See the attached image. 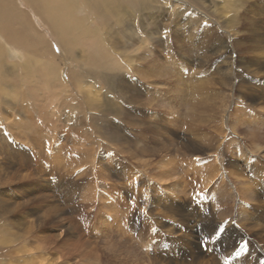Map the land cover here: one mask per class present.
<instances>
[{
  "label": "rangeland",
  "instance_id": "rangeland-1",
  "mask_svg": "<svg viewBox=\"0 0 264 264\" xmlns=\"http://www.w3.org/2000/svg\"><path fill=\"white\" fill-rule=\"evenodd\" d=\"M12 1L31 35L0 56V264H192L189 242L208 264L231 228L248 246L234 236L220 264H264L238 211L259 179L230 171H264V0ZM48 13L77 27L68 47ZM38 53L52 71L27 96L21 66ZM205 208L220 213L214 233ZM178 218L186 236L163 226Z\"/></svg>",
  "mask_w": 264,
  "mask_h": 264
},
{
  "label": "bare ground",
  "instance_id": "bare-ground-1",
  "mask_svg": "<svg viewBox=\"0 0 264 264\" xmlns=\"http://www.w3.org/2000/svg\"><path fill=\"white\" fill-rule=\"evenodd\" d=\"M24 1V0H23ZM29 4L30 3H32V5H34V4H38L39 6H44V5H46V6H52V4H54V5H58L59 4V6L60 7H62V8H64V9H67L68 8V3H69V1L70 0H26ZM146 3V2H145ZM144 4V3H143ZM42 17L45 19V21L54 29V32L55 33H57V34H59L61 37H62V41H61V43L65 46V47H68L69 45H71V43H72V41L74 40V32H77V27L75 26V25H73V24H71V22L67 19V18H65L64 16L63 17H52V15L50 14V13H48L47 15H42ZM24 18H25V16H24V14H23V12L21 11V9H19L17 6H16V4H14V2L12 1V0H0V56H1V50H2V48H4L6 51H8V52H10V49H11V47H19V44L20 43H23V44H25V43H27V38H29L28 36L29 35H31V32L29 31V30H27V25H26V22L27 21H23L22 22V20H24ZM43 19V20H44ZM81 32L83 33V34H87V33H89L88 31H87V28L86 27H84L83 29H81ZM77 34V33H76ZM78 35V34H77ZM40 36V35H39ZM13 41H14V44H13ZM33 41V40H32ZM31 42V41H30ZM39 42V41H38ZM65 43V44H64ZM32 44H33V42H32ZM42 44V43H41ZM37 45V44H36ZM33 46V45H32ZM35 46V45H34ZM42 48V47H41ZM47 48V47H46ZM225 49V48H224ZM11 50H13V49H11ZM16 50V49H15ZM47 50V49H46ZM227 50H229V49H227ZM224 51V50H223ZM19 52V51H18ZM225 52V51H224ZM42 53V52H41ZM28 54V53H27ZM39 54V55H38ZM37 55L38 56H36V58L34 57V56H32V57H27V61H24V64L21 66L22 68H23V71H24V69H25V71H24V74L22 75V76H25L26 75V77L29 75V73L31 74V75H29L30 77H32L35 81H36V86H34V83L30 80V79H28L27 81H26V84L28 83L29 84V86L32 88L31 89V91H29V92H27L28 94H27V96L28 95H30V94H32V93H34V91L35 90H37L39 87H41V85L47 80V79H49V77H50V74H51V71H52V67H46V68H42L44 65H46L48 62H49V58L50 57H47L48 59L46 60L45 59V56L43 57V58H40V53H38ZM13 55V54H12ZM23 55H25V53L23 54L22 52L21 53H18V54H15L14 56L16 57V58H18V59H22V57H23ZM264 55V54H263ZM25 57H26V55H25ZM2 58V57H1ZM0 58V59H1ZM230 58V57H229ZM51 59V58H50ZM207 59V58H206ZM1 61L2 60H0V63H1ZM51 61V60H50ZM227 61V60H226ZM232 61V60H231ZM17 62H20V61H17ZM227 63V62H226ZM218 67V66H217ZM54 68V67H53ZM227 69H229V67H227ZM230 70V69H229ZM220 71V70H219ZM222 73H223V71H222ZM21 76V75H20ZM28 76V77H29ZM217 76V75H216ZM229 78V77H228ZM237 79V78H236ZM226 80V79H225ZM219 81H221V78L219 79ZM224 81V80H223ZM223 81H221V83L223 82ZM205 82V81H204ZM228 82V81H227ZM24 83V82H23ZM224 83V85H226L225 84V81L223 82ZM231 83V82H230ZM211 85V84H210ZM216 85V84H215ZM218 86V85H217ZM228 86V85H227ZM230 86V85H229ZM243 86V85H242ZM261 86V85H260ZM199 87V86H198ZM238 87V86H237ZM241 87V86H240ZM221 90H222V88H221ZM38 91V90H37ZM232 91V90H231ZM263 93V92H262ZM25 94V93H24ZM235 94V93H234ZM255 95H256V93H254ZM224 95H226V94H224ZM228 96H229V94H227V98H228ZM254 97V96H253ZM259 97V95L257 96V98ZM262 99H261V101L260 102H262V101H264V95L261 97ZM230 99H231V97H230ZM215 100V99H214ZM257 101H258V99H257ZM34 102V101H33ZM35 102L37 103L38 102V100L36 99L35 100ZM215 102H217V101H215ZM259 102V101H258ZM35 105L36 104H34V103H31L30 104V107L31 108H29V107H25V109L26 108H28V109H31V111L32 110H34V108H35ZM250 105V104H249ZM246 107H248V104H246ZM200 110V109H199ZM217 110V109H216ZM227 110V109H226ZM30 111V112H31ZM215 111V110H214ZM222 111H223V109H222ZM215 113H216V111H215ZM219 114V113H218ZM214 119V118H213ZM225 125V124H224ZM148 126V125H147ZM188 129V128H187ZM229 129V128H228ZM235 130V129H234ZM195 131V130H194ZM251 132V131H250ZM249 132V133H250ZM249 133H245L244 135H246V134H249ZM191 134V133H190ZM253 135V134H252ZM262 135V134H261ZM201 137V136H200ZM262 136H260V138H261ZM197 138V137H196ZM195 138V139H196ZM204 138V137H203ZM254 138V137H253ZM252 138V139H253ZM256 138V137H255ZM254 138V139H255ZM258 138V137H257ZM183 139V138H182ZM251 139V138H250ZM251 139V140H252ZM263 140H264V138H262ZM185 140V139H184ZM194 140V139H193ZM180 141V140H179ZM186 142H187V140H185ZM219 141V140H218ZM262 141V140H261ZM181 142V141H180ZM193 142V141H192ZM220 142H222V141H220ZM254 142V141H253ZM255 142H258L257 140L255 141ZM179 143V142H178ZM185 143V142H184ZM187 143H190V141H188ZM198 143V142H197ZM203 143V142H202ZM251 143H252V141H251ZM259 143V142H258ZM261 143V142H260ZM196 144V143H195ZM204 144V143H203ZM227 144V143H226ZM255 144H257V143H255ZM188 145V144H187ZM198 145L200 146V143H198ZM228 145V144H227ZM263 145V144H262ZM144 146V145H143ZM185 146H186V143H185ZM189 146V145H188ZM220 146V145H219ZM222 146V145H221ZM193 147V146H192ZM197 147V146H196ZM146 148V147H145ZM200 148V147H199ZM219 148V147H218ZM255 149H257L258 150V148H260V147H258V148H256V147H254ZM224 149L226 150V147L224 146ZM228 149V148H227ZM262 150H263V147L261 148ZM260 149V150H261ZM188 150V149H187ZM194 150H196V149H194ZM199 150V149H198ZM179 151V150H178ZM189 151V150H188ZM192 151V150H191ZM203 151V150H202ZM259 151V150H258ZM194 152V151H193ZM197 152V151H196ZM220 152V151H219ZM219 152L217 153V154H219ZM260 152V151H259ZM198 153V152H197ZM201 153V152H200ZM212 153V152H211ZM191 154V153H190ZM193 154V153H192ZM204 159V158H203ZM220 159H222V158H219L218 160H219V162L221 161ZM164 161V160H163ZM248 161V160H247ZM218 163V162H217ZM221 163V162H220ZM223 163V162H222ZM224 164V163H223ZM233 165V164H232ZM165 166V165H164ZM239 165H237L236 166V163L232 166L233 168H232V170H230L231 171V174H233V176L235 177V178H232V179H235L236 180V182H237V180H239V178L240 177H245L246 175H247V173H249L248 174V176H250V178L251 177H256V178H258L257 180L259 181V182H257V183H255V184H253V186H250V184H246V185H244L243 183V181H240L239 180V184L241 183V184H243L245 187H246V189H247V193H246V197L247 198H249L250 199V201L252 200L253 201V203L251 204L250 203V206H248V205H246V204H244V203H242V204H239L238 205V211L241 213L240 215L242 216V217H244L243 218V220H247V221H249V222H251V225H250V227H251V229H257L258 231H257V234H256V237L257 238H255V239H257V240H260L261 241V244H262V241L264 240V171H262V168L260 169V170H256V171H253V169H251L252 170V172H248L247 170H243V171H241V167L239 166ZM9 167V166H8ZM161 168V167H160ZM255 168V167H254ZM198 169V168H197ZM203 169H205V168H203ZM243 169V168H242ZM165 170V169H164ZM185 170H187V169H185ZM193 170V169H192ZM217 170H219V169H217ZM227 170V169H226ZM167 171V170H166ZM165 172V171H164ZM205 173V172H204ZM161 175V174H160ZM217 175V174H216ZM232 176V175H231ZM1 177V176H0ZM14 177H15V175H14ZM22 177V176H21ZM164 177H166V176H164ZM213 177H215V176H212V178ZM205 178V177H204ZM207 178V177H206ZM209 178V177H208ZM230 178V177H229ZM228 178V179H229ZM247 178V177H246ZM7 179V178H6ZM15 179V178H14ZM161 179V178H160ZM231 179V178H230ZM229 179V180H230ZM241 179V178H240ZM249 179V178H248ZM255 179V178H254ZM254 179L252 178V180L251 181H253V182H255L254 181ZM17 180H18V177H17ZM168 180V179H167ZM201 180H203V178L201 179ZM210 180V179H209ZM208 179L204 182V184L203 185H208L209 183H207V181L208 182H210ZM223 180V179H222ZM226 180V179H225ZM243 180V179H242ZM256 180V179H255ZM256 180V181H257ZM262 180H263V182H262ZM160 181V180H159ZM234 181V180H233ZM249 182H251L250 181V179L248 180ZM1 182V181H0ZM213 182H214V180H213ZM224 182V181H223ZM228 182V181H227ZM34 183V182H33ZM222 183V182H221ZM235 183V182H234ZM238 183V182H237ZM210 185V184H209ZM236 185V184H235ZM234 185V186H235ZM216 186V185H215ZM221 187V186H220ZM224 187H225V185H224ZM222 188V187H221ZM225 189V188H224ZM157 190V189H156ZM177 190V189H176ZM221 190V189H220ZM219 190V191H220ZM221 192V191H220ZM227 192V191H226ZM240 193V192H239ZM23 194V193H22ZM231 194V193H230ZM233 194V193H232ZM230 195V197H232L233 195ZM201 195V194H200ZM244 195V194H243ZM242 195V196H243ZM26 196V195H25ZM29 196V195H28ZM195 196V195H194ZM228 196H229V194H228ZM228 196H227V198H228ZM200 198H201V196H200ZM234 199V198H233ZM232 199V200H233ZM27 200V199H26ZM195 200H196V198H195ZM231 200V201H232ZM217 201V200H216ZM234 201V200H233ZM232 201V202H233ZM236 201V200H235ZM249 201V202H250ZM222 202V201H221ZM220 202V203H221ZM223 202H225L224 200H223ZM43 203V202H42ZM50 203V202H49ZM54 203V202H53ZM226 203H228L227 201H226ZM231 203V202H230ZM234 203V202H233ZM237 203V202H236ZM2 204V203H1ZM4 204V203H3ZM2 204V205H3ZM24 204V203H23ZM22 204V205H23ZM47 204V203H46ZM52 204V203H51ZM223 204V203H222ZM54 205V204H53ZM179 205V204H178ZM233 205V204H232ZM20 206V205H19ZM49 206H51V205H49ZM222 206V205H221ZM4 207V206H3ZM169 207V206H168ZM219 207V206H218ZM48 208V207H47ZM167 208V207H166ZM172 208V207H171ZM223 208V207H222ZM3 209V208H2ZM13 209V208H12ZM37 209V208H36ZM174 209V208H173ZM11 210V209H10ZM49 210H50V208H49ZM51 210H52V212H53V210H54V207L53 208H51ZM50 210V211H51ZM169 210V209H168ZM179 210V209H178ZM218 210V209H217ZM221 210V209H220ZM226 210V209H225ZM14 211V210H13ZM44 211V210H43ZM170 211V210H169ZM174 211H176L175 209H174ZM173 211V212H174ZM32 212V211H31ZM34 212V211H33ZM187 212V211H186ZM217 212V211H216ZM222 212H224V211H222ZM232 212V211H231ZM235 212V211H234ZM27 213V212H26ZM61 213V212H60ZM60 213H58V216H59V214ZM225 213V212H224ZM29 214V213H28ZM37 214V213H36ZM184 214V213H183ZM220 213H218L217 215H219ZM34 215V214H33ZM172 215V214H171ZM174 215H175V213H174ZM188 215H190V216H193L194 217V212H188ZM217 215H216V217L214 216V212H207L206 211V208L203 210V212H201L200 214H199V216H197V218H198V220L201 222L200 223V225H201V228H202V231H209V232H215V230L218 228L217 226H220V221L218 222V220H220L219 218L220 217H217ZM224 215V214H223ZM227 215V214H226ZM236 215V214H235ZM185 216H187L186 215V213L184 214V217ZM225 216V215H224ZM223 216V217H224ZM232 216V215H231ZM230 216V217H231ZM42 217V216H41ZM173 217V216H172ZM178 217V216H177ZM222 217V218H223ZM234 217V216H233ZM236 218V217H235ZM238 218H239V216H238ZM231 219V218H230ZM240 219H242V218H240ZM36 220V219H35ZM235 220V219H234ZM242 220V221H243ZM41 221V220H40ZM172 221V220H171ZM231 221V220H230ZM230 221H228V222H230ZM233 221V220H232ZM241 221V222H242ZM57 222V221H56ZM172 222H175V224L173 225V224H171L169 221H166L165 223H163L164 225L163 226H170V229H169V231H170V233H172V234H174V233H177V232H179V233H181V235L182 236H186L185 234V232H187V230H185L184 228H185V225L188 227L189 225H187L186 223H184L183 222V219H181L180 220V218H178V219H176L175 221H172ZM227 222V221H226ZM227 222V223H228ZM33 223V222H32ZM50 223H52V225H54V222H52V220H50ZM238 223V222H237ZM248 223V222H247ZM199 224V223H198ZM231 224V223H230ZM233 224V223H232ZM240 224V223H239ZM245 224V223H244ZM54 226H56V228L58 227V230L61 232L63 229H66L65 228V224H63L62 222H60L59 224H55ZM229 226V225H228ZM64 227V228H63ZM226 227V226H225ZM234 229V228H233ZM232 228L231 229H228L229 230V233H228V235H227V237H228V242L224 245V246H222L221 247V250L220 251H217L215 254H213V255H210V258H209V261H208V264H220V262H219V254L221 253V252H223L225 249H227L228 247H232V245H231V241L234 239V236L236 237V244H235V247L234 248H236L237 246H238V244H243V243H245L246 242V244H247V241H249V240H245L246 238H241V234H235V232H234V230H233ZM227 229L225 228V232H228V231H226ZM65 231V230H64ZM208 232V233H209ZM224 232V233H225ZM238 232V231H237ZM245 232V231H244ZM242 233V232H241ZM209 235V234H208ZM225 235V234H224ZM169 236V235H168ZM170 236H172V235H170ZM181 236V237H182ZM239 238H238V237ZM51 237L52 238H56L57 237V235H55V234H52L51 235ZM171 238V237H170ZM261 238H263V240H261ZM177 239V238H176ZM174 240V239H173ZM224 240V239H223ZM222 240V241H223ZM245 240V241H244ZM257 243H258V241H256ZM190 243V245H191V250H190V252L187 250V252H189V260H190V262L192 263V264H201L202 262H200V254H201V251H200V249L198 248V243L197 244H193V243H191V242H189ZM250 243V248H252V250L253 249H256L257 247L252 243L251 244V242H249ZM260 244V243H259ZM258 244V245H259ZM221 246V245H220ZM243 246V245H242ZM247 246H248V244H247ZM188 247V246H187ZM190 247V246H189ZM262 247H264V246H262ZM244 248H246V246L244 247ZM248 248V247H247ZM35 249V248H34ZM262 249V248H261ZM264 249V248H263ZM177 250V249H176ZM185 250V251H186ZM242 250V249H241ZM245 250V249H244ZM243 250V251H244ZM252 250H250L249 252H252ZM35 251V250H34ZM258 251V250H257ZM31 252V251H30ZM237 253H238V250H237ZM240 253V252H239ZM253 253H255V250H254V252ZM260 253V252H259ZM188 254V253H187ZM247 255L246 256H249V255H251V254H248V253H246ZM5 255H7V254H5ZM186 255V254H185ZM256 255H257V253H256ZM184 256V255H183ZM258 256V255H257ZM17 257H19V256H17ZM165 257V256H164ZM251 257V256H250ZM259 257V256H258ZM36 258H37V255H33V254H29L28 253V255H26L25 257H24V264H33L34 262H35V260H36ZM228 258H232V256H231V254H228ZM242 258H244V257H242ZM260 259L262 258V257H259ZM168 259V258H167ZM251 259V258H250ZM253 259H255V258H253ZM257 259V258H256ZM259 259V260H260ZM10 258H9V261L7 260V262H9L10 263ZM12 260H14V259H12ZM21 260V259H20ZM158 260H160V259H157V261ZM162 260V259H161ZM203 260V259H202ZM206 260V259H205ZM258 260V261H259ZM262 260V259H261ZM166 261V260H165ZM246 261V260H245ZM257 262V261H256ZM255 261L252 263V264H258V263H256ZM262 262V261H261ZM18 263V262H17ZM162 263V262H161ZM239 263V262H238ZM240 263H241V260H240ZM264 263V262H263ZM12 264V263H11ZM22 264V263H21ZM163 264H165V263H163ZM206 264V263H205Z\"/></svg>",
  "mask_w": 264,
  "mask_h": 264
}]
</instances>
